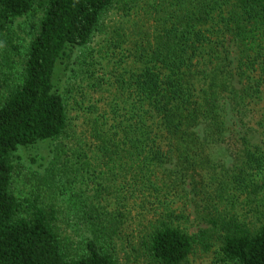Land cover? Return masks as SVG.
<instances>
[{
  "label": "trees",
  "instance_id": "obj_1",
  "mask_svg": "<svg viewBox=\"0 0 264 264\" xmlns=\"http://www.w3.org/2000/svg\"><path fill=\"white\" fill-rule=\"evenodd\" d=\"M98 33L71 155L63 69ZM0 89V264H264V0H0Z\"/></svg>",
  "mask_w": 264,
  "mask_h": 264
},
{
  "label": "rangeland",
  "instance_id": "obj_2",
  "mask_svg": "<svg viewBox=\"0 0 264 264\" xmlns=\"http://www.w3.org/2000/svg\"><path fill=\"white\" fill-rule=\"evenodd\" d=\"M113 11L109 14L110 18L108 23H110L113 20ZM108 16V17H109ZM40 17V11H34L29 18L28 24H24L25 26L22 29H19L17 31V35H19L21 38H26L27 33L30 30V27L33 24H36ZM107 17V18H108ZM104 21L103 25L107 22ZM24 20L22 19L21 22ZM104 27V26H102ZM102 34V33H101ZM101 34L98 33L97 37L94 38L93 42L89 44L84 49H77L74 50L70 56V59L68 60V68L63 69V80H64V88L63 92H66L67 95V103L70 111V127L68 134L64 135L62 139L59 141H55L51 144H49V147H52L53 149H66V153L71 154L75 149L79 146V141L81 137H79V132L83 130L84 124L86 125V122L92 118L93 116L91 114H88L85 112V109H81L82 107L86 106V104H89L90 102V96H83L85 94L86 89H89L90 80L85 76L86 67H88L89 63H85L89 59H91V56L98 55L99 51L101 50L103 44H102V37ZM98 52V53H97ZM101 58V61L104 64V69L107 67L108 58L103 55H99ZM110 66H113V64H109ZM114 67V66H113ZM100 70L98 72H103V68L99 67ZM67 74V75H66ZM63 86V85H62ZM68 89H73V91L70 93L67 91ZM1 90V89H0ZM85 90V91H83ZM0 92H3L0 91ZM84 141V140H83ZM44 147L40 148L39 151L35 149L31 150H21L17 154V158L15 160L16 163V173L14 176V189L16 193H18L20 196H27L30 194V192L33 189V179L31 178V173L37 170H40V172H43V167L39 168L41 161L38 162H31L30 156H35L38 159V156H41V151L43 152ZM65 151V150H64ZM40 152V154H38ZM38 154V155H37ZM44 154H48L47 152ZM53 155V154H51ZM60 190L56 191V194L53 195H59ZM61 198L64 200L63 202V208H62V218H61V226L62 230L66 235H75L77 233V226L74 225V211L72 209V206L68 199L65 196H61ZM78 240V238H77ZM189 264H217L215 263L209 256H203L198 255L196 259H194Z\"/></svg>",
  "mask_w": 264,
  "mask_h": 264
}]
</instances>
